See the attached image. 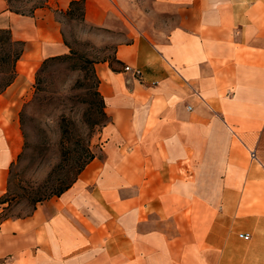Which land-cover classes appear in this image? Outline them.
<instances>
[{
	"label": "crops",
	"instance_id": "1",
	"mask_svg": "<svg viewBox=\"0 0 264 264\" xmlns=\"http://www.w3.org/2000/svg\"><path fill=\"white\" fill-rule=\"evenodd\" d=\"M43 1L0 0L23 42L0 94V198L35 74L69 51L72 0ZM83 1L86 24L120 35L94 64L103 141L61 195L0 219V264H264V0Z\"/></svg>",
	"mask_w": 264,
	"mask_h": 264
},
{
	"label": "rangeland",
	"instance_id": "2",
	"mask_svg": "<svg viewBox=\"0 0 264 264\" xmlns=\"http://www.w3.org/2000/svg\"><path fill=\"white\" fill-rule=\"evenodd\" d=\"M9 1L12 9L20 11L38 2ZM61 19L69 48L95 63L111 59L119 33L86 24L79 12ZM88 74L87 69L53 63L42 75L43 82L34 80L32 95L20 112L24 144L9 170L4 217L31 213L33 196L48 193L68 170L72 174L85 148L98 153L100 132L109 117L93 95Z\"/></svg>",
	"mask_w": 264,
	"mask_h": 264
},
{
	"label": "trees",
	"instance_id": "3",
	"mask_svg": "<svg viewBox=\"0 0 264 264\" xmlns=\"http://www.w3.org/2000/svg\"><path fill=\"white\" fill-rule=\"evenodd\" d=\"M7 1L10 6V1L9 0ZM43 4H44L43 0H38L37 4H35L33 8L27 11H20L17 9L15 10V9H12L11 7L10 9L16 13L30 15L33 13L35 8L40 7ZM84 11H85V4L83 0H72L70 2L68 10L64 13L63 16L65 15L74 16L76 13L79 12L81 20H84ZM64 42L68 46V44L65 41V38H64ZM22 52H23V42L13 40L10 34V29L0 30V94L14 81L16 74H17V71H16L17 62ZM53 63L65 64L66 68L73 69V70L87 69V72L89 73L88 78L91 79V88L93 89V95L98 99L100 107L104 109V100H103L102 95L99 92L100 79L97 76L95 72V68H94L95 62H92V60H90L86 56L69 48V51L65 54L48 57L44 59L38 71L35 74L34 80H36V82L38 83L43 82L42 75L45 73L47 68ZM80 63H83L84 66H79ZM82 155H83V158H82ZM95 156H96L95 153L91 152L88 148H85L84 151L81 152V154L79 155V157L81 158L77 160V166H75V168L71 170L72 174H69L70 170H68L65 176L60 179V183L57 186H55L52 190H50L48 193L43 192V193L36 194L35 196H33V202H34L33 209L35 208L37 203H40L53 196L61 195L66 189H68L76 181V179L78 178L79 174L84 169L86 164L89 161H91ZM6 194H7V191L0 198V203H8ZM2 216L3 215L0 214V219L7 218V217H4V216L2 217Z\"/></svg>",
	"mask_w": 264,
	"mask_h": 264
},
{
	"label": "built area",
	"instance_id": "4",
	"mask_svg": "<svg viewBox=\"0 0 264 264\" xmlns=\"http://www.w3.org/2000/svg\"><path fill=\"white\" fill-rule=\"evenodd\" d=\"M125 71H131L132 74L137 78V79H142V73L138 68H131L130 66L126 65L124 67ZM239 237L248 239L249 235L248 234H239Z\"/></svg>",
	"mask_w": 264,
	"mask_h": 264
}]
</instances>
